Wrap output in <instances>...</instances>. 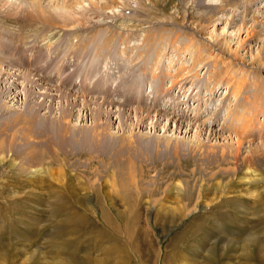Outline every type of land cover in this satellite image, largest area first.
Segmentation results:
<instances>
[{
    "label": "rangeland",
    "instance_id": "obj_1",
    "mask_svg": "<svg viewBox=\"0 0 264 264\" xmlns=\"http://www.w3.org/2000/svg\"><path fill=\"white\" fill-rule=\"evenodd\" d=\"M0 2V264H264V0Z\"/></svg>",
    "mask_w": 264,
    "mask_h": 264
},
{
    "label": "bare ground",
    "instance_id": "obj_2",
    "mask_svg": "<svg viewBox=\"0 0 264 264\" xmlns=\"http://www.w3.org/2000/svg\"><path fill=\"white\" fill-rule=\"evenodd\" d=\"M196 1V0H195ZM1 3V2H0ZM82 3V2H81ZM13 4V3H12ZM69 5V4H68ZM1 6V5H0ZM54 10V9H53ZM109 10V9H108ZM13 11V10H12ZM16 11V10H15ZM107 12V11H106ZM111 12H113L112 10L110 11V13L108 12V16H105V18H107L108 17V21H109V23L108 24H111L110 25V27H112V29H110V28H108L109 29V31L112 33V32H114V29H115V27H117L118 28V25L116 24L117 23V21H118V19H117V17H121L119 14L118 15H115V14H113V15H110V14H112ZM11 13V12H10ZM24 13V12H23ZM8 14V13H7ZM20 14V13H19ZM9 16V15H8ZM10 17V16H9ZM17 17V16H16ZM55 17V16H54ZM90 21H92V20H90ZM107 20L106 21H104V23L105 24H107V22H108ZM94 22H96V23H98L97 21H95L94 20ZM93 22V23H94ZM111 22H114V23H111ZM99 23H103V21H101V22H99ZM120 23L122 24V21H120ZM91 24V23H90ZM77 26V25H76ZM75 24H74V26H72V27H74V29H75ZM108 26V25H107ZM68 27V26H67ZM119 27H121V26H119ZM53 28H55V27H53ZM57 28V27H56ZM124 28H126V26H122V30L124 29ZM66 29V28H65ZM65 29H63V30H65ZM68 29H70V28H68ZM68 29H66V30H68ZM120 29V28H119ZM136 29V28H135ZM55 31H54V33H57V32H59V30H60V28H59V30H57L56 31V29H54ZM65 30V31H66ZM69 31V30H68ZM71 31V30H70ZM75 31V30H74ZM77 31V30H76ZM15 32H19V31H15ZM73 32V31H72ZM77 33V32H76ZM51 34V33H50ZM58 34V33H57ZM69 34H71L70 32H69ZM115 34H117V33H115ZM76 35V34H75ZM55 36V35H54ZM54 36H52V38L54 37ZM7 37V36H6ZM113 37V36H112ZM70 38V37H69ZM79 39V38H78ZM77 40V39H76ZM113 41V40H112ZM71 42V41H70ZM14 44V43H13ZM6 44H4L3 46H5ZM87 45V44H86ZM2 46V47H3ZM14 46V45H13ZM13 46L11 45V47L13 48ZM6 48H8V47H6ZM21 48V47H20ZM20 48H18V49H20ZM16 50V49H15ZM13 51V50H12ZM22 51H23V49H21V51H20V54L22 53ZM121 51V50H120ZM68 52V51H67ZM12 53V52H11ZM61 53V52H60ZM17 54H19L18 52H17ZM64 54V53H63ZM41 56V55H40ZM58 56V55H57ZM90 56V55H89ZM27 57H29V56H27ZM35 57V56H34ZM152 58V57H151ZM14 59V58H13ZM12 60V59H11ZM15 60V59H14ZM35 60V59H34ZM57 60V59H56ZM16 61V60H15ZM18 61H20V60H18ZM90 61V60H89ZM28 62H30L29 61V59H28ZM3 63V62H2ZM20 64V63H19ZM81 65V64H80ZM143 65V64H142ZM11 69V68H10ZM90 69V68H89ZM6 70V69H5ZM10 72V71H9ZM6 72H0V79L2 80V76L5 74ZM13 75H15V74H12L11 75V73H8V75H7V78H4V79H7L6 81L7 82H9L10 83V85L8 86V90H7V92H3V93H0V96H1V102H4L3 100H2V98L3 99H5V98H7L8 96H11L10 94H12V93H15L16 94V92H14V89H18V88H20V92H19V94H17V96H19L20 98H22V97H24V98H27L28 100V103L30 102L31 103V101H34V99L37 97V93L38 92H36V90H34V89H36V87L37 86H39L40 84H39V82H35V80H38V78L36 77V75L37 74H35V73H32L31 71H29V72H19V74H16V76H17V78L15 79V81H8V78H11V77H13ZM19 75H21V76H19ZM21 77V81L22 82H25V84H24V86L23 87H20L19 85H18V80H19V77ZM35 78V79H34ZM41 79V78H40ZM14 80V79H13ZM26 84H29V87L28 86H26ZM124 89V88H123ZM129 90V89H128ZM58 91H60V89L58 90ZM119 95V94H118ZM117 95V96H118ZM14 97H15V95H14ZM53 97V96H52ZM61 97H63V98H65L66 99V101H65V103L67 104L66 106H64L63 108H61L63 111L62 112H60V118L62 117V119L63 118H66L67 116L69 117V116H73L74 114H73V110H74V107L76 106H78L79 104L77 103V101H76V99H77V97H75L76 99H74V100H70V98L68 97L67 98V96L66 95H62ZM12 98V97H11ZM55 98V96L53 97V99ZM132 98V97H131ZM128 99V98H127ZM63 100V99H62ZM134 100V99H133ZM157 102V101H156ZM92 103V102H91ZM113 101H110V100H107V99H102V101L100 102V103H97V109L100 111V113H106V117L109 115V117L108 118H112V114H114L115 112L113 111H111L112 109H109V110H105L104 109V107L103 106H106V107H108V106H110V105H112V107H113ZM130 103V102H129ZM2 104V103H1ZM33 104V103H32ZM119 104V103H118ZM31 105V104H30ZM65 105V104H64ZM84 105H86V103H83L82 104V106H84ZM119 105H122V104H119ZM2 106V105H1ZM4 106V105H3ZM4 107H6V105L4 106ZM103 107V108H102ZM105 107V108H106ZM122 107L124 108V109H127V110H129L130 109V111H133V109L132 108H127L126 106H123L122 105ZM82 108V107H81ZM85 108V107H84ZM3 109V108H2ZM35 105L33 106V105H31V110H32V112L31 113H33L32 115H33V117H31V119L34 121V123L33 122H31V130H33V131H37V130H39V129H35V125H38V122L36 121V117H39V110L38 109H35ZM123 109V110H124ZM144 109H146V108H144ZM142 110V112L141 113H145V115L144 116H142L143 117V119H145V118H147L148 116H150L151 115V113H152V111H150L149 109H146V110ZM48 110H49V108H48ZM47 110V111H48ZM2 111V110H1ZM60 111V110H59ZM118 111V110H117ZM126 111V110H125ZM119 112V111H118ZM134 112V111H133ZM135 112H139V110H137V111H135ZM3 113V112H2ZM24 113V112H23ZM36 113V114H35ZM99 113V114H100ZM140 113V114H141ZM174 113V112H173ZM155 115H156V117H157V120L155 121V122H157V124H158V122L160 121V120H163V119H165V117L167 116V114L165 113V112H158L157 111V113H154ZM103 115V114H102ZM1 116V115H0ZM75 117V116H74ZM160 117H163V119H161ZM170 117V116H169ZM110 118V119H111ZM119 119V118H118ZM168 120H172L173 118L171 117V118H167ZM177 119V118H176ZM245 118H243V120H244ZM98 120V119H97ZM112 120V119H111ZM140 120H142V119H140ZM179 120V119H178ZM61 121V120H60ZM95 121V120H94ZM244 122V121H243ZM98 123V122H97ZM183 123V122H182ZM247 123V122H246ZM245 123V124H246ZM101 124V123H100ZM103 124V123H102ZM244 124V123H243ZM245 124H244V126L242 127V129L243 130H245V127H248V125L247 126H245ZM11 125V124H10ZM9 125V126H10ZM48 126V128H49V126L50 125H47ZM35 129V130H34ZM50 129H51V127H50ZM49 129V132H50V134L52 133V129L50 130ZM72 129V128H71ZM75 129V128H74ZM87 129V128H86ZM85 129V130H86ZM96 130V129H95ZM242 130V131H243ZM264 130V129H263ZM75 131V130H74ZM45 130L43 129V130H39V134L40 133H44L45 134ZM63 133H64V131H62ZM67 132V131H66ZM244 132V131H243ZM262 132H264V131H262ZM36 134V133H35ZM53 134V133H52ZM54 135V134H53ZM80 135V134H79ZM88 135H90V136H92V137H94V134H88ZM36 136V135H35ZM82 137V136H81ZM263 138H264V136H262ZM95 138V140H97V141H99V143L101 142V140H99V139H97L96 138V136L94 137ZM89 139V137L87 136V135H85L84 137H82V140L84 141V140H88ZM57 140V139H56ZM77 140H78V138H77ZM41 140H39V142H40ZM81 141V140H80ZM82 141V142H83ZM238 141V143L240 144L241 143V141L240 140H237ZM37 142V141H36ZM82 142H81V144H82ZM85 142V141H84ZM87 142V141H86ZM85 142V143H86ZM89 144L91 143V140H89V142H88ZM86 144V145H89V144ZM94 143H92V144H90L89 146H91V145H93ZM238 144V145H239ZM110 145V144H109ZM51 146V145H50ZM88 146V147H89ZM108 146V145H107ZM173 146H175V145H173ZM51 150L53 149V147L51 146V148H50ZM236 150V149H235ZM68 151V150H67ZM247 151V150H246ZM245 152V151H244ZM249 156V155H248ZM257 157V156H256ZM32 160V159H31ZM31 162V161H30ZM28 165V164H27ZM33 167V166H32ZM130 172V171H129ZM133 173V172H132ZM132 175V174H131ZM116 184V183H115ZM120 187H121V185H119ZM91 188V187H90ZM89 188V189H90ZM117 189V188H116ZM73 190V189H72ZM174 191H176V194L177 193H182V187H181V185L180 184H176L175 185V190ZM178 195V194H177ZM176 195V196H177ZM178 198V197H177ZM84 200H85V197H84ZM122 200L126 203V201H125V198H124V196H123V198H122ZM81 201H82V198H79V197H77V196H74V202L75 203H80L81 204ZM110 202V201H109ZM110 203H112V202H110ZM84 204V203H83ZM242 246H243V251H242V259H244V260H246V261H250L251 259H253V257H254V255H257L258 253H259V257H257V258H259V259H261L260 261H259V263L260 262H262V263H264V241L263 240H260V239H258V237H250V234H249V236L248 237H246V238H244L243 240H242ZM258 246H259V248H258ZM1 254V253H0ZM256 258V257H255Z\"/></svg>",
    "mask_w": 264,
    "mask_h": 264
}]
</instances>
